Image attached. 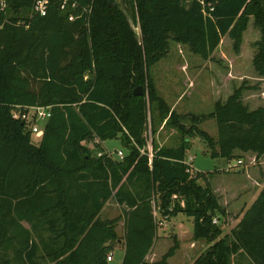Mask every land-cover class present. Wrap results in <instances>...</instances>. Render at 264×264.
<instances>
[{"label": "trees", "instance_id": "1", "mask_svg": "<svg viewBox=\"0 0 264 264\" xmlns=\"http://www.w3.org/2000/svg\"><path fill=\"white\" fill-rule=\"evenodd\" d=\"M35 1L6 0L0 11V264H107L119 221L120 264H146L157 223L178 213L193 218L192 238L208 243L194 264H231L234 254L264 264V187L222 234L213 219L225 210L210 172H189L185 160L196 136L212 158L230 160L235 149L264 154V101L253 109L244 102V90L254 88L244 80L208 114L181 115L150 78L171 42L206 59L227 35L238 53L253 18L260 37L252 64L264 79V0H76L73 20L57 0L36 14ZM145 80L148 99L144 89L134 93ZM148 102L157 111L152 133L158 119L181 134L174 146L153 140L151 157ZM16 105L50 106L37 141L11 116ZM205 118L215 119L216 137L198 127ZM107 139L120 141L122 157L107 153ZM90 142L101 155L92 154ZM109 199L120 212L103 218ZM175 250L176 243L163 264Z\"/></svg>", "mask_w": 264, "mask_h": 264}, {"label": "rangeland", "instance_id": "2", "mask_svg": "<svg viewBox=\"0 0 264 264\" xmlns=\"http://www.w3.org/2000/svg\"><path fill=\"white\" fill-rule=\"evenodd\" d=\"M121 6L124 10H129L127 5L122 2ZM130 21L134 25L138 38H140L141 33L138 23L133 22L131 17ZM259 37V29L254 25L253 18H250L238 53L233 50L232 40L227 35L221 39L219 46L206 59L192 53L186 45L171 42L168 54L151 67L150 78L155 83L158 94L166 101L170 109L171 105L174 104L175 112L181 115H189L190 113L195 115L208 114L213 110L214 102L217 99L225 100L233 89L244 80L247 85L254 87L250 90H244L245 94L246 92L253 93L249 101L251 100V103L259 102V100L264 101V79L258 76L252 64L254 42ZM189 79H191L192 83L191 81L188 82ZM142 87L145 98L148 99V80H145ZM152 114L156 116L157 111L152 110L148 102L147 148L152 147L153 140H155L157 145H176L181 140V134L172 126H167L165 121L158 124V119H156V132H151ZM45 123L46 119H36V126L39 129H43ZM183 123L186 127L190 126V118L187 117ZM198 127L207 131L213 137L217 135V126L214 118H205L198 124ZM31 136L36 141L39 139L35 134ZM193 138L191 147L185 157L192 170L205 172L221 167L223 163L227 162L223 158H212L208 154L206 143L201 137L196 136ZM88 145L92 154L99 153L98 149H94L93 142ZM104 145L109 149L122 148L118 139H107L104 141ZM238 159L242 162L243 157H233L230 159L229 164L241 167L243 164H238ZM227 167L233 169V166ZM226 170L228 171L227 168ZM217 179L218 181L220 180V184L224 183L223 176H218ZM200 181L204 183L202 180ZM119 212V208L114 209L109 204L105 206L101 216L103 218H111L117 216ZM225 216L226 212L217 218L219 220L217 224L220 225L222 234L229 231L228 225L231 224L229 221L226 226L224 225ZM119 222L120 227L121 225L123 227V221ZM193 224V218L183 213H178L174 217L165 219L162 224L157 223L156 239L150 253L146 256V264H163L162 256L175 243L176 250L172 256L166 259V264H194L195 259L206 249L208 243L205 239L194 240L192 238ZM116 228L118 231L120 230L119 226ZM111 258L113 260L108 261L107 264H119V255L116 251L111 253ZM231 264L249 263L244 256L234 254L231 258Z\"/></svg>", "mask_w": 264, "mask_h": 264}, {"label": "crops", "instance_id": "3", "mask_svg": "<svg viewBox=\"0 0 264 264\" xmlns=\"http://www.w3.org/2000/svg\"><path fill=\"white\" fill-rule=\"evenodd\" d=\"M189 81H191V79H189L188 82ZM251 96H253V93L246 92L245 94L243 92V100L245 103L249 105L250 108L253 109L262 104L263 100L262 101L259 100V102L251 103L250 102L251 100L249 101V98H251ZM171 110L175 111L174 104L171 105ZM193 139L194 138H190V147ZM102 146L106 148L104 142H102ZM106 149L113 153L117 150H120L121 148L109 149L107 147ZM233 153H234V157H238V158L243 157V160L240 163L243 164L241 167H239L238 165H230L229 164L230 160L223 158L227 160L226 162L227 164L223 163L221 167H216L213 170L212 169L208 170L210 174L207 175L208 181L213 191L217 195L221 207L226 212V216L224 217V221H225L224 225L226 226V224H228L229 221L231 222V224L228 225L229 230L239 222L244 211L250 206L253 200L260 193L261 189L264 187V154L257 156V154L253 151H242L240 149H235ZM216 158H221V157H216ZM238 161H240V159H238ZM227 166H233V169L227 171L226 170V168H228ZM220 172H224V173H220ZM218 176L224 177V183L220 184V180L218 181L217 179ZM109 204L114 209L118 208L117 204L114 202L113 199H109L106 202L105 206ZM105 206L103 207V209L105 208ZM103 209L101 213H103ZM21 224L26 229L30 228L29 223H27L26 221H22ZM117 226H119L120 229L118 231V229L116 228L119 238L117 239L116 243L114 244L113 250L110 253L114 251L118 253L119 264H120L124 255V245H123V240L121 239V236L123 235V227L122 225L120 227L119 224H117ZM112 260L113 259L111 258L107 260V262Z\"/></svg>", "mask_w": 264, "mask_h": 264}, {"label": "built area", "instance_id": "4", "mask_svg": "<svg viewBox=\"0 0 264 264\" xmlns=\"http://www.w3.org/2000/svg\"><path fill=\"white\" fill-rule=\"evenodd\" d=\"M51 0H36L35 3L33 4V11L36 14H39L41 16L45 15L48 9V6L50 4ZM59 3V8L62 11H65L67 9L72 10L68 18L69 20H73L76 18L77 15L74 14V11L78 9V3L76 0H57ZM7 7V2L6 0H0V11H4ZM50 106H27V107H21L19 105H16L12 108L11 110V116L15 119H19L23 122H25L27 128L30 130L31 134H35L38 138L41 137L43 133V129H39L36 126V119L42 118V119H47L50 116ZM149 151V156H152L151 148L148 149ZM108 154H112V152L107 151ZM117 155L119 157H122V151L117 150ZM98 155H101V152L98 153ZM239 164L241 161H238ZM228 171L231 170L232 168L228 167ZM187 171L189 172H195L192 170L190 164H188ZM214 223H217L218 220L217 218L213 219ZM162 224V221L160 222ZM107 259H111V253L107 256Z\"/></svg>", "mask_w": 264, "mask_h": 264}, {"label": "water", "instance_id": "5", "mask_svg": "<svg viewBox=\"0 0 264 264\" xmlns=\"http://www.w3.org/2000/svg\"><path fill=\"white\" fill-rule=\"evenodd\" d=\"M142 91H143V87H142V86H138V87L136 88V91H134V93H135V94H141Z\"/></svg>", "mask_w": 264, "mask_h": 264}]
</instances>
